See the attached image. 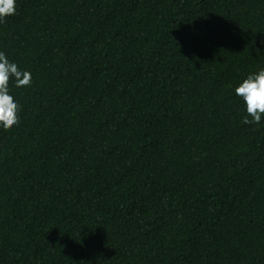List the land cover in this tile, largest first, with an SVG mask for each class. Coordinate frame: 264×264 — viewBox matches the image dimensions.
<instances>
[{
  "label": "trees",
  "instance_id": "trees-1",
  "mask_svg": "<svg viewBox=\"0 0 264 264\" xmlns=\"http://www.w3.org/2000/svg\"><path fill=\"white\" fill-rule=\"evenodd\" d=\"M31 73L0 127V264H264V0H15ZM250 119V117H249Z\"/></svg>",
  "mask_w": 264,
  "mask_h": 264
},
{
  "label": "clouds",
  "instance_id": "clouds-1",
  "mask_svg": "<svg viewBox=\"0 0 264 264\" xmlns=\"http://www.w3.org/2000/svg\"><path fill=\"white\" fill-rule=\"evenodd\" d=\"M15 0H0V23L9 15H15ZM15 87L31 86V73L22 70L0 51V127L9 130L20 123L21 105L10 94L9 83ZM234 93L242 101L246 115L242 117L245 124H260L264 116V67L248 73L234 86ZM250 117V119H249Z\"/></svg>",
  "mask_w": 264,
  "mask_h": 264
}]
</instances>
